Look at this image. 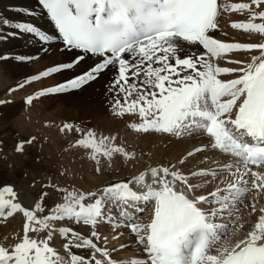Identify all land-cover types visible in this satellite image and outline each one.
I'll return each mask as SVG.
<instances>
[{
  "label": "snow or ice",
  "instance_id": "1",
  "mask_svg": "<svg viewBox=\"0 0 264 264\" xmlns=\"http://www.w3.org/2000/svg\"><path fill=\"white\" fill-rule=\"evenodd\" d=\"M38 3L58 35L28 22L11 25L16 31L10 34L33 35L48 46L41 49L45 52L59 41L74 56L71 62L55 63L33 75L26 84L75 70L90 57L97 60L71 79L29 95L26 104L45 95L81 89L112 68L116 75L109 91L123 94L122 100L117 98L111 105L113 114L138 116L139 122L129 125L136 134L162 133L176 138L206 134L207 143L188 152V157L215 150L233 160L193 171L182 158L95 190L45 184L61 194L60 201L52 205L47 203V191L29 203L12 186L0 187V220L22 216V235L17 242L10 248L0 245V264H264V207L259 208L255 227L245 238L216 247L212 254L227 231V224L217 221L225 216L231 220L248 192L264 194V171L252 168L264 169V43L222 42L211 35L219 27L221 13L230 11L248 14L247 22H233L232 29L264 35V0L230 5L219 0ZM0 23L9 26L7 18ZM4 39L7 37L0 35ZM186 45H199L204 51ZM257 50L259 55L247 64L227 59L229 53ZM8 58L0 55V60ZM15 59L23 62L33 57L17 55ZM225 59L241 66L222 67L213 62ZM230 74H236L235 78L221 79ZM141 75V87L129 82ZM24 87L19 84L17 89ZM73 129L74 125L65 123L60 131ZM75 131L81 133L78 127ZM115 141V136L98 137L88 130L72 146L86 150L96 165L95 172L102 174L101 158L110 161L115 154L129 161L135 158L134 152ZM15 151L22 153L23 143ZM149 205L153 209L150 221L136 222L138 213ZM251 211L257 212L255 203ZM61 222L86 226L88 234ZM104 224L112 228L111 237H102L98 231ZM121 227L135 236L140 253L123 262L113 258L116 249L107 247L110 239L123 235L117 232ZM32 233L43 236L34 238ZM126 247L121 245V249Z\"/></svg>",
  "mask_w": 264,
  "mask_h": 264
},
{
  "label": "rangeland",
  "instance_id": "2",
  "mask_svg": "<svg viewBox=\"0 0 264 264\" xmlns=\"http://www.w3.org/2000/svg\"><path fill=\"white\" fill-rule=\"evenodd\" d=\"M219 2L221 4H224L223 2L230 3V1L227 0H219ZM232 2H238V0ZM225 14H226L225 12L221 13L220 19L218 20L219 27L216 31H214V35H213L214 38L215 37L216 39L224 38V42H226L225 40L229 42H239V43L249 42L248 40L252 39L251 33L242 32L244 33V38L242 39L239 36L240 33L238 31H232L231 28L228 27V24L225 22L226 20L225 18L231 14L229 15H225ZM235 14H245V16L248 18V14L246 12L245 13L235 12L234 15ZM237 17L241 18L240 15H237ZM222 23L226 24V28L228 29L229 32L225 33V30L221 27ZM221 31L224 32L225 35ZM42 52L43 51L41 50V53ZM238 52L239 53L236 52L233 53L237 55L246 53L244 51H238ZM36 57L37 55H34L32 61L36 62L38 60V58ZM252 57L250 58L251 59L250 62L252 61ZM114 73H115L114 69L111 68L106 73V76H111ZM230 76H234V75H228L227 77ZM223 78L226 77H222V79ZM14 79L15 77L13 78V80ZM50 83H51V78L49 77L39 81H34L30 84H26L25 81V83L23 84H25V87L29 86V88L32 90L31 92L28 93L30 95L35 96L38 92L44 91L48 87H54ZM106 83L107 81L105 82V84ZM15 84L17 87L19 84H21V80L16 79L14 82H12L11 86L14 87ZM105 84L99 83L98 85H100L101 89L105 90L106 89ZM93 87L94 85L92 86V89L95 88ZM72 92H76V91H72ZM67 93L68 92H66L65 94ZM63 94L64 93H62V95ZM62 95L58 94V96H62ZM49 96L56 97L51 94ZM74 96L75 95H72L71 98ZM46 99H51V98H46ZM101 101L102 102H100V107H102L103 109L106 108L104 110H107V112H105V114H101V116L96 115L97 120L94 118L96 124H94L93 118H91V121H89V119L88 120L83 119V117L80 116L79 118L81 119H79L76 116L77 120L79 119V121H75L76 123L72 122L73 124L70 123L74 125V127L80 128L81 133H77L75 130L69 132L68 134L61 132L60 128L63 126V124H65V122L58 120L59 117L57 118V114L56 112H54L56 111V109L52 106H47V109H45L43 113V115H45L48 112L51 113L53 112L52 114H50V118H48L50 119V122L45 123L48 127L44 128L43 125L45 124L43 123L40 124L42 128L46 129L50 133L46 135L47 138L43 136L44 133H40V135L39 134L37 135L38 132L26 133V130L22 126L18 125L16 123V120L14 121V118L8 120L7 119L0 120V187L6 185L12 186L17 193H23L26 195L30 194L32 197H37L41 192L47 191L50 193V197L46 198L47 203L49 205H52L54 202L60 201L61 194L58 192H54L53 189L45 188L44 187L45 184L55 183L60 187L69 186V187H79L85 190H95L97 186L108 184L112 182V180L113 182L121 181V180H129L132 179L134 176L138 175L140 172L145 171L146 169L152 166H157V165L167 166L169 163H177L178 160L182 158L186 159L187 168L188 169L191 168L190 170L193 171L198 169L215 168L214 165L216 166L217 164L221 165L222 163L221 160L223 159H219L220 156L217 158L218 159V163H217V159L211 160L208 157H205L204 154H206V152L196 153L194 157L187 156V153L193 151L195 148H197V146L204 145V143L206 144L205 139L202 138L201 134H199L200 136L194 134L192 136H185L182 138H176L174 136H170L162 133L136 134L129 127V125L130 122L131 123L139 122L138 116L133 115L134 117H132L130 122H127L126 121L127 118H124L123 116L122 117L114 116L111 118L108 113L110 112V110L107 109V105L108 102L110 103L113 101V98L109 97L107 100V96H105L101 99ZM28 116L32 117L33 118L32 120H35L34 119L35 116H33L32 114H28ZM60 116L61 119H64L66 115L60 113ZM34 123L38 125L39 122L37 120L34 121ZM55 126H57L58 128H56ZM88 130L94 131L98 137L105 135L115 136L116 137L115 143L124 146L127 151L134 152L135 158L129 161L124 157L120 156L119 154H115L110 161L101 158L102 163L100 167L103 168V173L101 174L95 172L96 165L93 161L89 159V153L84 149H76L73 148L72 146L75 143L74 140H78L81 137L82 133ZM59 138L63 141L61 142ZM49 139L53 141L50 142ZM57 139H59V141ZM29 140H31L32 142L27 143V141ZM21 143H23V152L17 153L15 151V148L18 144ZM209 151L215 153L216 157L220 155V153L216 155L217 152L215 150L213 151L209 150ZM231 158L232 157H229L230 160H233ZM208 162H211V164ZM209 164L210 165L214 164V165L210 167ZM61 173H64V175H61ZM263 195L264 194H262V197ZM243 207L245 209L247 208L245 207V205H243ZM251 213L255 214L252 211L249 212V214ZM145 214L146 212L139 213L138 218H140ZM247 214H243V215L248 216L247 223L249 222L252 224L251 217L249 214L248 215ZM243 215H241V217H244ZM18 219L21 220L20 223H18ZM8 220L6 221L0 220V228L3 229L2 230L3 234L0 231V245L10 248L14 243L17 242L16 238L22 235V216L19 214L18 217L13 219V221L12 220L8 221ZM61 223L67 225L69 222L66 223L61 222ZM14 224H19V226L16 227L15 232L13 231L11 232L8 229L14 227L12 226ZM100 227H102V229L106 228L105 229L106 233L104 234V236L105 235L107 236L109 233L112 232V229L108 228L106 225H101ZM235 228H237L239 232H242L244 234L246 232L252 231V230L250 231L243 230L241 226H235ZM227 230L229 229L227 228ZM119 231L120 233L124 232L123 234L126 235L128 238L126 241L124 240L125 242L122 244L127 243L126 246L129 247L134 237L133 238L131 237L132 239L129 238L130 235L128 236L126 229L125 231L122 230L121 232V228H120ZM85 234L87 235V232H85ZM30 235H32L34 238L39 237V236L36 237V235L38 234L35 233H32ZM221 235H223L222 238L225 239L226 238L225 235H227V232H225L224 234L222 233ZM129 239H131V241ZM114 241L115 240H110L109 245H107V247L109 249L114 248L116 249V251L120 250L121 249L120 245L116 247L114 246V244H112V242ZM227 244L229 243L227 242Z\"/></svg>",
  "mask_w": 264,
  "mask_h": 264
},
{
  "label": "bare ground",
  "instance_id": "3",
  "mask_svg": "<svg viewBox=\"0 0 264 264\" xmlns=\"http://www.w3.org/2000/svg\"><path fill=\"white\" fill-rule=\"evenodd\" d=\"M229 1H230V3L227 2L225 4L229 3V5H230L233 3H249L250 2L249 0H238V2H232V1H236V0H229ZM28 12H31L33 14L29 15V14H27ZM225 13H226L225 15L231 14L225 18L226 19L225 22L228 24L229 28H231V24L233 22H245V21H247L245 14H235L234 15L235 12H231V11L225 12ZM237 15H240L241 18H238ZM220 16H219L218 20L220 19ZM4 18H7L9 20V26L3 27L2 23H0V35L7 37V39L0 40V55L6 56L9 58L4 59V60H0V120H3V119L8 120V119L14 118V121L16 120V123L18 125L22 126L26 130V133L38 132L37 135L38 134L40 135V133H44L43 136L46 137V135L50 134V133L46 129H44L45 127H48L45 123L50 122V119H48V118H50V114L53 113V112L52 113L48 112L45 115H43L45 109H47V106L54 107L56 109V111H54V112H56L57 118L59 117L58 120L63 121L65 123H69V124L72 122L76 123L75 121H79V119H81V118H79V116L83 117V119H87V120L89 119V121H91V118H93V120H94V118L96 119V115L101 116V114H105V112H107V110H104L106 108L103 109L102 107H100V102H102L101 99L105 96H107V100L109 97L113 98L112 102H110V103L108 102L107 109H109L111 112V113L108 112L109 116L111 118L115 116L113 114V109H112L111 105L114 103V100L117 98H120L122 100L123 94H120L119 96H117L116 93L109 91V86L112 83L116 74L114 73L111 76H106V73L108 72V70L104 74H102L98 80L90 82L88 85H85L84 87H82L79 90H73L76 92L70 91L71 93L68 92L67 94L64 93L63 95H62V93L51 94V95H54L56 97L49 96L50 95L49 94L48 96L45 95L46 97L36 98L31 105L26 104L25 101L28 97V94H29L28 92H31L32 89H30L29 86H26L24 88H19L18 89L19 92H18L17 90H13V89H17V87H16V84L14 87L11 86L12 82H14L16 79H19V80H21V84H23V83H25V81L27 79H30L33 75L38 74L42 70H45L47 67L52 66L55 63L71 62V60L74 56V52L72 50L65 51L63 49V45L59 41H56L52 44L50 51H48V52L43 51L41 53V49L44 47H48V46L42 45L41 42H39L38 39L36 37H34L33 35L18 33L16 36H12L10 34L11 32L16 31L15 29H13L11 27V25H13L17 22H28V23L34 24L35 26L40 28L42 31H46L49 34L58 35V33H56L54 25L49 20L46 12L42 9V6L39 5L38 0H0V22H2V20ZM221 27L225 30V33L229 32L228 29L226 28L225 23H222ZM231 30L232 31H238L240 33L239 36L242 39L244 38V33H242V30H235L232 28H231ZM222 33L225 35L224 32H222ZM211 35L213 36L214 32H212ZM251 35H252V39H249L248 40L249 42H246V43H261L262 41H264V35H260V34H256V33H251ZM236 36H238V35H236ZM218 40L224 42V38L218 39ZM225 41L229 42L227 40H225ZM186 47L191 48L193 51L203 52L202 50H200L197 47V45H186ZM38 50H39V52H38ZM17 55H25V56H30V57L37 55L36 58H38V60L36 61V58H35L36 62L32 61V59L28 60V61L26 60V61L21 62V61H17L15 59V57ZM257 55H259L258 50L253 51V52L252 51L246 52V53L238 54V55L235 53H230V54H228L227 59H233V60L241 61L244 64H247V63H250V58L252 56H257ZM227 59H225V60H214L213 62L217 63L219 66H222V67L234 68V67L241 66V65H237V64H229V63H227ZM96 60H97V57H90L86 60V62L82 63L81 66L75 70H67V71H64V72L59 73V74H54L53 76L50 77L51 78L50 84L53 86H56L59 83H63L66 80L71 79L73 77V75L79 74L83 69H86L88 67V65L94 64V62ZM107 75H109V74H107ZM230 75H234V76H230V77L225 76L226 78H223V79L228 80V79L235 78V76H236V74H230ZM14 77H15V79L13 80ZM143 79H144V77L140 76L138 79H135V80H132L129 82L130 83L135 82L137 87H141L142 86L141 82ZM221 79H222V77H221ZM106 81H107V83L108 82L109 83L105 84ZM99 83L105 84L106 89L105 90L101 89L100 85H98ZM93 85L95 87V88L93 87L94 89H92ZM58 94L62 95V96H58ZM72 95H75V96L71 98ZM46 98H51V99H46ZM133 98H134V96H133ZM40 102H41V104H40ZM109 104H110V106H109ZM39 105H40V107H39ZM60 113L66 115L64 119H61ZM18 114L19 115L21 114V115L19 116ZM28 114H32L33 116H35V118H34L35 120H32L33 118L29 117ZM70 114H72V115H70ZM40 115H43V116H40ZM45 116H47V117H45ZM76 116L79 118L78 120H77ZM123 117L127 118V120H126L127 122H130V120L134 116L133 115H126ZM43 118H46V119H43ZM37 120L39 122L38 125H36L34 123V121H37ZM93 122H94V124H96L95 120ZM42 123L45 124V125H43L44 128H42L40 125ZM55 127L58 128L57 126H55ZM74 128H76V127H74ZM73 130H75V129H73ZM64 133L68 134L69 132H64ZM197 135L200 136L199 134H197ZM201 136H202V138L205 139V142L207 143L209 138L206 136V134H201ZM59 139H57V140L59 141ZM51 141H53V140H50V142ZM62 141L63 140H61V142ZM74 141H76V140H74ZM71 143H72V141H71ZM217 154H218V152L216 153V155ZM204 156L208 157L211 160H215L220 156L219 159H223V160H221V162H222L221 165L225 162L226 163L232 162V160L229 159L230 156L228 157V155L226 156L225 154H222V153H220V155H218L216 157L215 153H212L211 151H207L206 154H204ZM231 159H233V158H231ZM217 163H218V159H217ZM213 165L214 164L210 165V167ZM216 166H218V164ZM216 166L214 165V167H216ZM253 170L254 171H264V169H258V168L253 169ZM112 182H113V180H112ZM214 187H215V183L212 185V188H214ZM249 187H250V185H249ZM18 194L21 197L26 198L27 201L29 203H31V200L33 197L30 194H27V195L23 194V193H18ZM251 195L254 196V198L256 200V202H255L252 199V205H253V203H255V206L257 208V212H255V214H252V215L249 214V212L251 211L252 205L250 206L248 201H244L243 205H247L246 209L242 205L241 207H239V213L237 215H233L231 220H225L224 219L222 221H217V222L227 223L229 221L236 220L235 219L236 216H239L240 219L238 221L236 220L235 226L243 225V227H242L243 230H246V231L253 230L254 225L258 220V216L260 215L258 210H259V208L263 207V204L257 205V203H260L262 201V198H261L262 195L257 196L255 190L251 191ZM6 198H7V196H6ZM152 211H153V209L149 205L147 207L146 215L143 218L138 219L136 222H138V223L149 222L150 217L152 215ZM247 213L251 217L252 224L249 222L247 223L248 216L243 215V214H247ZM18 215L19 214H17L14 218L18 217ZM241 215H243L244 217H241ZM14 218H9L8 221H11V220L13 221ZM16 221H17V219H16ZM20 222H21V220L18 219V223H20ZM12 226H14V227H12L8 230H10L11 232L12 231L15 232L16 227L19 226V224H14ZM70 226L72 228H74L75 230L79 229L78 231H80V232H84L88 229L86 226H83V225H75V224L70 223ZM105 229H102V227H101V232L106 233ZM228 229L229 230L226 231L227 235H225L226 238L225 239L222 238L220 240L219 244L213 246L212 254H215V248L216 247H219L223 244H227V242L229 243V245L234 244L235 242L240 240L239 235H241V238H245L244 236L248 234V232H246L245 234L242 232H239L237 230V228L234 227V224L232 227H228ZM2 230L3 229L0 230L1 233H2ZM122 230L123 229H121V232H122ZM117 231H119V229ZM110 235H113V233H111ZM37 236H43V234H38V235H36V237ZM128 236H129V233H128ZM133 237H134L133 239L131 238L132 243H131V245H129V247H127L125 249L119 248L120 250H118L116 252H112V256L114 259H116L119 262H123L126 259L132 258L134 255L140 254L139 248L135 244V236L133 235ZM129 238H130V236H129ZM127 239H128L127 236L123 234L122 236L119 237V239H116L113 242V244H114V246L117 247L118 245H121L122 243H124ZM131 239H129V240L131 241ZM56 243H57V246H59L60 240L57 239ZM110 244H111V242H110ZM84 254L87 255L88 253L85 252Z\"/></svg>",
  "mask_w": 264,
  "mask_h": 264
}]
</instances>
